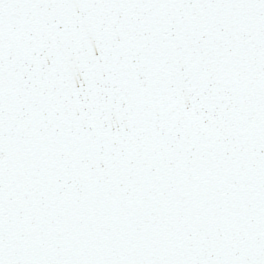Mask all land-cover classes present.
Masks as SVG:
<instances>
[{
    "label": "snow or ice",
    "instance_id": "snow-or-ice-1",
    "mask_svg": "<svg viewBox=\"0 0 264 264\" xmlns=\"http://www.w3.org/2000/svg\"><path fill=\"white\" fill-rule=\"evenodd\" d=\"M0 264H264V0H0Z\"/></svg>",
    "mask_w": 264,
    "mask_h": 264
}]
</instances>
